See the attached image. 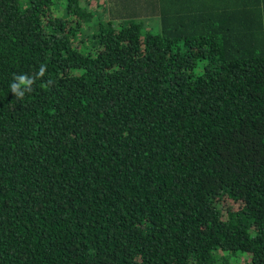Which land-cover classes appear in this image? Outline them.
<instances>
[{"label": "trees", "instance_id": "16d2710c", "mask_svg": "<svg viewBox=\"0 0 264 264\" xmlns=\"http://www.w3.org/2000/svg\"><path fill=\"white\" fill-rule=\"evenodd\" d=\"M86 1L0 0V264H264V0Z\"/></svg>", "mask_w": 264, "mask_h": 264}, {"label": "crops", "instance_id": "0c3cea01", "mask_svg": "<svg viewBox=\"0 0 264 264\" xmlns=\"http://www.w3.org/2000/svg\"><path fill=\"white\" fill-rule=\"evenodd\" d=\"M98 7L104 13H112L115 15L123 14H154L157 12V6L153 2L147 0H98L96 1ZM154 18H147L150 20Z\"/></svg>", "mask_w": 264, "mask_h": 264}, {"label": "rangeland", "instance_id": "374dc122", "mask_svg": "<svg viewBox=\"0 0 264 264\" xmlns=\"http://www.w3.org/2000/svg\"><path fill=\"white\" fill-rule=\"evenodd\" d=\"M85 6L89 9V10H92L93 11V17L91 18V21L90 22H86L83 24V32L84 33H91L92 32V29H93V23L99 19H106L105 16H106V13H104L99 7L98 5L96 4V1L95 0H87L85 2ZM154 16L152 17H138L136 18V20L138 21H143L147 27H153V30H155L157 28V24L155 23V21H153V19H150V20H146L147 18H153ZM155 19V18H154ZM156 26V27H155ZM85 35L81 32H78V36H77V40L80 41V40H85ZM83 42H86L84 41ZM82 44V43H81ZM224 216H225V212H224ZM241 257H238V260L237 262H240ZM236 264V263H235ZM239 264V263H237Z\"/></svg>", "mask_w": 264, "mask_h": 264}, {"label": "clouds", "instance_id": "9594fccd", "mask_svg": "<svg viewBox=\"0 0 264 264\" xmlns=\"http://www.w3.org/2000/svg\"><path fill=\"white\" fill-rule=\"evenodd\" d=\"M40 75H43V70H41ZM33 83V78L29 77L27 74H14L13 82L10 84V91L17 99H22L26 92L32 91L31 85Z\"/></svg>", "mask_w": 264, "mask_h": 264}]
</instances>
